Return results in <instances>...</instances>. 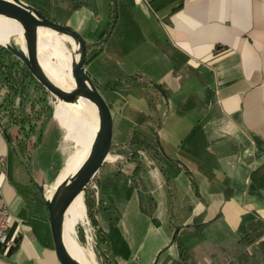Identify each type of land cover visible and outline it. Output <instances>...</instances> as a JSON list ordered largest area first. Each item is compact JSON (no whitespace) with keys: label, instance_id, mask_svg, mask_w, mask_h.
<instances>
[{"label":"crops","instance_id":"0c3cea01","mask_svg":"<svg viewBox=\"0 0 264 264\" xmlns=\"http://www.w3.org/2000/svg\"><path fill=\"white\" fill-rule=\"evenodd\" d=\"M73 2L67 24L93 46L87 70L108 94L119 141L136 130L182 166L169 180L143 149L117 147L111 164L120 162L126 174L109 190L103 225L118 258L177 264L172 241L183 221L205 224L195 247L202 264H263L256 246L249 261H234L223 247L236 246L249 220L264 219V0ZM114 6L120 15L113 18ZM137 73L162 92L149 88L145 96L131 78ZM9 150L0 128L7 159L0 205L12 215L0 264H62L50 217L24 214Z\"/></svg>","mask_w":264,"mask_h":264},{"label":"trees","instance_id":"16d2710c","mask_svg":"<svg viewBox=\"0 0 264 264\" xmlns=\"http://www.w3.org/2000/svg\"><path fill=\"white\" fill-rule=\"evenodd\" d=\"M114 2V0H113ZM47 18L54 22L67 24L69 12H59L54 4V0H35L33 4ZM115 5V2H114ZM115 9V6H114ZM120 10L113 11V18ZM108 34V33H107ZM100 42L106 40L104 35ZM93 46L89 45L87 65L91 61ZM91 51V52H90ZM107 61L105 56H102ZM88 71V70H87ZM89 72V71H88ZM132 80L135 87L138 88L145 96L148 94V89L153 88L162 92V89L152 80L141 74H134ZM0 91L2 100L0 102V128L9 143V155L18 158L22 163L21 156L29 160L32 156L33 148L40 144L42 139L41 124L50 120L54 110H58L56 99L51 95L46 88L38 82L32 75L29 69L14 56L6 47L0 45ZM56 104V105H55ZM115 129L112 150L119 146L128 145L129 148L135 150L143 149L147 154L156 160L161 170L167 174L168 179L178 174L182 166L166 152V148L158 140L155 145L140 141L136 130H125V144L119 141L122 130L117 128L116 118L114 117ZM176 165L177 168L174 166ZM126 172L120 162L111 164L105 163L94 180L98 183L100 191L104 197H99L98 201L94 197V191H90L88 186L84 192L87 214L91 215L93 221L99 222V211L106 210V197L115 180L125 175ZM13 187L21 194L25 201L24 214L34 218H49L44 193L39 186L35 184L34 179H30L28 183H20L11 180ZM90 191V192H89ZM101 205V206H100ZM100 224V223H99ZM205 224L184 225V222L176 226L177 229L183 230L181 234H177L173 238V243H176L180 252L179 262L177 264H202L197 251L196 245L198 241L203 240V228ZM102 230L103 243L108 248L109 257L105 264H126L125 259L118 258V252L112 245L111 239L108 236L103 225L99 226ZM193 228V232L187 231ZM101 235V236H102ZM257 247L255 256H257L264 264V219L255 217L249 220L246 224L244 235L238 241L235 247H223L224 250H229V255L234 261H249L248 249ZM216 264V262H212Z\"/></svg>","mask_w":264,"mask_h":264},{"label":"water","instance_id":"95a60500","mask_svg":"<svg viewBox=\"0 0 264 264\" xmlns=\"http://www.w3.org/2000/svg\"><path fill=\"white\" fill-rule=\"evenodd\" d=\"M114 2L116 4V0ZM0 16L15 19L21 23L23 26L22 39L26 46L23 48L17 44L13 36L9 38L7 43L0 45L6 47L22 61L56 101L71 102L77 96H83L91 99L96 105L99 127L88 157L72 176L65 178L56 185L50 198L45 194L44 186L39 185L46 200L55 250L61 263L83 264L71 254L66 245L64 237L65 215L75 198L80 194H84L86 188L92 183L111 156L114 139V115L109 103L87 71L89 45L79 31L68 24L50 20L39 9L23 0H0ZM41 28L57 31L76 42L78 58L71 67L75 81L73 89L65 90L51 81L41 66L38 55L39 29ZM178 231L179 229L176 230V233Z\"/></svg>","mask_w":264,"mask_h":264},{"label":"bare ground","instance_id":"6f19581e","mask_svg":"<svg viewBox=\"0 0 264 264\" xmlns=\"http://www.w3.org/2000/svg\"><path fill=\"white\" fill-rule=\"evenodd\" d=\"M0 30H2L0 33V44L7 43L11 36L17 35L21 38L23 36V26L21 23L5 16H0ZM39 33L38 47L41 50H38V55L44 71L51 81L65 90L73 89L75 81L72 76L71 67L76 58H78V46L76 42L68 36L53 30L41 28L39 29ZM61 37L72 44L73 50L61 46ZM52 40L55 41V44L52 43ZM60 51L65 53V55ZM54 56H57L56 60H54ZM59 107L64 111L59 124L65 130V140L69 141V143H76L81 147H78L69 156L66 168L57 180V184L65 178L72 176L88 157L99 127L97 108L91 99L77 96L71 102L59 100ZM53 193L54 189L50 191L48 197L50 198ZM81 221L85 224L88 223L84 194L78 195L66 212L64 237L69 251L75 258L83 264H93L96 258L92 250L85 249L73 238L76 235V225ZM91 257H94V259H91Z\"/></svg>","mask_w":264,"mask_h":264},{"label":"rangeland","instance_id":"374dc122","mask_svg":"<svg viewBox=\"0 0 264 264\" xmlns=\"http://www.w3.org/2000/svg\"><path fill=\"white\" fill-rule=\"evenodd\" d=\"M28 4H35V0H23ZM54 4L59 10V12L66 11L70 13L73 8L75 2H71V0H54ZM34 6V5H33ZM35 7V6H34ZM2 30H0V33ZM40 34V33H39ZM14 41L25 48V42L23 39L17 35L13 36ZM53 41V40H52ZM45 42V41H43ZM55 44V41L52 42ZM61 46L68 47L70 50H73V46L69 43L65 38L61 37ZM38 50H41L38 47ZM62 54L65 55L62 51ZM54 60L57 59V56H54ZM71 72V71H70ZM93 78V77H92ZM94 82L97 86L102 88L101 81H96L93 78ZM104 98L108 99V94L106 91H102ZM58 110H54V118L53 114L50 120L45 121L41 124L42 128V139L40 144L35 148L30 146L32 151L31 158L27 160V158L21 159L24 163H22L18 158L13 157V167L18 172L19 182L20 183H28L30 179H34L36 185H43L44 192L46 195H49L50 191L54 189L57 185V180L60 178L62 172L66 168L69 156L78 148L81 147L76 143H69L64 138L65 130L59 124V121L63 117V109L59 107V101L56 102ZM55 104V105H56ZM53 123V125H52ZM61 127V129H60ZM64 146V147H63ZM126 152V151H125ZM116 151H111V156L109 157V161L107 163H111V161L115 158ZM133 168L129 167V171ZM96 178V177H95ZM90 191H94L95 201L99 199V197H104L100 191V187L98 183L93 180L92 183L89 185ZM89 191V192H90ZM84 198L85 197L84 195ZM96 201V202H97ZM101 206V205H100ZM88 213V212H87ZM98 220L99 222L96 223L94 218L91 215L87 214L88 223H83L82 221L76 225V235L73 237L75 240L79 242V244L84 247L85 249L92 250L93 254L95 255V260L93 264H105L107 257H109L108 248L103 243V235L101 234L102 230L99 229L100 225H103L104 218L108 215V211L102 210L99 211ZM100 223V224H99ZM88 224V225H87ZM104 227V225H103ZM102 235V236H101ZM94 257H91V259Z\"/></svg>","mask_w":264,"mask_h":264},{"label":"built area","instance_id":"2783aa9c","mask_svg":"<svg viewBox=\"0 0 264 264\" xmlns=\"http://www.w3.org/2000/svg\"><path fill=\"white\" fill-rule=\"evenodd\" d=\"M7 165V159L4 156L0 157V171L3 173ZM12 222V215L6 204L0 205V249L2 246L11 244L8 230Z\"/></svg>","mask_w":264,"mask_h":264}]
</instances>
